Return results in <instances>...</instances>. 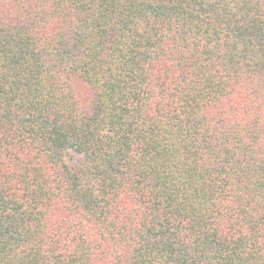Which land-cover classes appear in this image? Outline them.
<instances>
[{
  "label": "trees",
  "instance_id": "1",
  "mask_svg": "<svg viewBox=\"0 0 264 264\" xmlns=\"http://www.w3.org/2000/svg\"><path fill=\"white\" fill-rule=\"evenodd\" d=\"M0 264H264V0H0Z\"/></svg>",
  "mask_w": 264,
  "mask_h": 264
},
{
  "label": "rangeland",
  "instance_id": "2",
  "mask_svg": "<svg viewBox=\"0 0 264 264\" xmlns=\"http://www.w3.org/2000/svg\"><path fill=\"white\" fill-rule=\"evenodd\" d=\"M65 161L67 162V164L69 166H72V167H79L81 165V157L79 155H76L72 152H69L66 154L65 156Z\"/></svg>",
  "mask_w": 264,
  "mask_h": 264
}]
</instances>
